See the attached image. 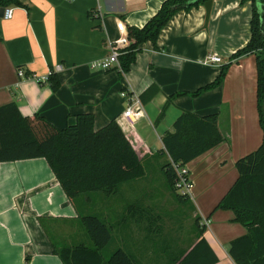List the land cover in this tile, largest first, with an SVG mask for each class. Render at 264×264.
Returning <instances> with one entry per match:
<instances>
[{"label": "crops", "instance_id": "1", "mask_svg": "<svg viewBox=\"0 0 264 264\" xmlns=\"http://www.w3.org/2000/svg\"><path fill=\"white\" fill-rule=\"evenodd\" d=\"M164 1L26 0L27 8L14 7L11 19L0 17V107L15 103L23 116L40 115L58 129L74 125L80 114L94 116L95 131L116 120L148 165L170 161L162 140L174 131L183 112L217 114L225 141L187 165L193 183L189 200L196 208L188 234L174 236L182 225L166 228L164 215L149 214V201L134 196L140 179L122 184L115 194L92 196L97 216L112 234L107 255L122 249L137 264H174L205 238L219 258L217 264H235L230 243L247 229L234 222L232 211L215 208L239 178L237 161L264 142L255 55L234 62L221 86L192 94L214 82L222 65L248 44L251 4L212 0L208 19L204 6L177 13L156 46L143 45L124 76L116 66L108 71L92 67L106 59L112 42L123 36L118 22L142 28ZM210 55H218L223 63L207 64ZM57 66H62L57 73L61 87L54 92L42 79ZM19 71L31 76L20 77ZM148 90L151 97L144 103L141 96ZM135 100L143 117L131 125L122 114ZM262 112L264 121V102ZM116 197L122 202L117 208ZM79 201L84 204L90 198ZM75 203L45 159L0 163V264H63L55 248L92 246ZM134 205L139 209L132 211ZM149 219H154L152 224Z\"/></svg>", "mask_w": 264, "mask_h": 264}, {"label": "trees", "instance_id": "2", "mask_svg": "<svg viewBox=\"0 0 264 264\" xmlns=\"http://www.w3.org/2000/svg\"><path fill=\"white\" fill-rule=\"evenodd\" d=\"M26 0H0V11L9 7H23ZM210 0H165L159 11L142 27H127L129 46L119 57L120 75L130 72L143 45L154 46L162 30L179 12H189L205 6ZM251 4V37L248 44L234 53L229 62L222 65L214 82L194 92H203L222 85L230 66L248 55H255L257 67V98L260 123L264 127V0H241ZM27 77L31 75H26ZM54 92L61 87L57 73L47 82ZM151 90L141 96L144 103L151 97ZM187 94V93H184ZM168 104L159 118L164 117ZM92 114H80L76 123L64 129L51 125L40 115L23 116L15 103L0 107V163L29 159H45L68 198L77 201L91 194L104 192L115 194L119 187L141 179L146 171L142 160L116 120L100 131L94 129ZM225 141L218 127V115L199 116L183 112L174 124V131L163 137L165 153L170 161L163 166L166 180L173 191L177 174L174 165L187 166L191 161ZM239 178L215 210L232 211L234 222L243 225L247 234L230 243L229 255L235 264H264V142L253 153L236 163ZM178 197L181 201L189 197ZM134 205L132 211L138 210ZM149 214L150 210H148ZM151 218V217H150ZM82 224L91 239L92 246L55 248L63 264H137L124 250L111 255L106 250L112 243L109 227L98 216H81ZM154 220V219H153ZM152 219L149 223L152 224ZM197 219L196 225H199ZM151 227V226H150ZM151 230L153 228H150ZM201 227L199 234L202 236ZM219 258L205 238L174 264H217Z\"/></svg>", "mask_w": 264, "mask_h": 264}, {"label": "rangeland", "instance_id": "3", "mask_svg": "<svg viewBox=\"0 0 264 264\" xmlns=\"http://www.w3.org/2000/svg\"><path fill=\"white\" fill-rule=\"evenodd\" d=\"M143 164L146 168V176L135 182L139 184L138 188L135 189L134 196L142 197L144 200L147 199L149 201L150 213L164 215L166 228L181 227L182 225L181 231L176 234L174 233V236H177L179 233L188 234L190 230L192 231L196 208L190 200L181 201L178 197L179 193L173 191L168 184L163 174V166L166 164V159L151 162L150 165L144 161ZM92 195L89 197V202L82 204L81 201L77 200L75 203L83 215L97 216L98 210L96 208V202H93ZM113 201L115 208L122 205L118 197L113 198ZM166 231H170V229ZM85 242L90 243V239L87 237V241Z\"/></svg>", "mask_w": 264, "mask_h": 264}, {"label": "built area", "instance_id": "4", "mask_svg": "<svg viewBox=\"0 0 264 264\" xmlns=\"http://www.w3.org/2000/svg\"><path fill=\"white\" fill-rule=\"evenodd\" d=\"M13 12H14L13 7H9L5 9L3 18L6 20L11 19L13 17ZM97 18H98V15H97ZM117 29L123 36L117 41L112 42L110 55L104 60L94 62L92 64L93 68H97L103 71H108L112 67L116 66L118 70L121 71L119 57L122 55V51L129 46L128 29L124 25V23L121 21L118 22ZM206 63L211 64V65L212 64L220 65L223 63V60L218 55H210V57L207 58ZM61 70H62V66H57L55 69L51 70L45 78L42 79V82L47 83L49 80V76L52 73H59L61 72ZM19 76L27 77L23 73V71H19ZM124 97L129 98V95L124 94ZM134 106H136L135 109H133ZM122 117L125 119H128L129 124L131 125L135 124L136 121H138L141 117H143L142 106L140 104V101L135 100L134 104L130 105L126 109V111L122 114ZM174 168L177 174V178L175 180V190L181 196L191 198L190 194H191V189L193 187V183L191 180V175H190V171L188 167L187 166L180 167V166L174 165Z\"/></svg>", "mask_w": 264, "mask_h": 264}, {"label": "water", "instance_id": "5", "mask_svg": "<svg viewBox=\"0 0 264 264\" xmlns=\"http://www.w3.org/2000/svg\"><path fill=\"white\" fill-rule=\"evenodd\" d=\"M212 4H213V1L210 0V1L206 2L205 6H204L205 9H206V11H207V19H208L209 16H210V13H211V10H212ZM4 12H5V9H2V10L0 11V17H3Z\"/></svg>", "mask_w": 264, "mask_h": 264}]
</instances>
